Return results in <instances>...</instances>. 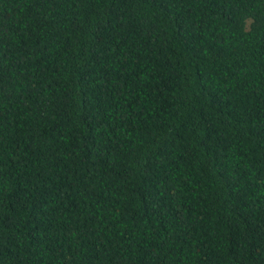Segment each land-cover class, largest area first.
Returning <instances> with one entry per match:
<instances>
[{"label": "trees", "instance_id": "obj_1", "mask_svg": "<svg viewBox=\"0 0 264 264\" xmlns=\"http://www.w3.org/2000/svg\"><path fill=\"white\" fill-rule=\"evenodd\" d=\"M0 264H264V0H0Z\"/></svg>", "mask_w": 264, "mask_h": 264}]
</instances>
